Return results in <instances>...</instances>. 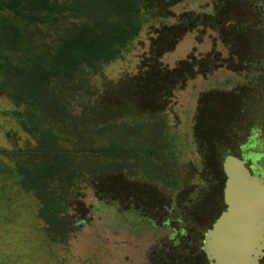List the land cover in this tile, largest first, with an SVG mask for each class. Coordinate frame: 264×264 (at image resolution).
I'll use <instances>...</instances> for the list:
<instances>
[{
	"label": "rangeland",
	"instance_id": "1",
	"mask_svg": "<svg viewBox=\"0 0 264 264\" xmlns=\"http://www.w3.org/2000/svg\"><path fill=\"white\" fill-rule=\"evenodd\" d=\"M176 1L174 16L157 25L165 31L161 37L147 25L124 57L106 68L96 108L103 118L163 110L180 141L181 188L164 191L124 176L84 186L74 207L83 218L81 228L68 244L55 245L44 236L38 200L16 176L0 173V264H151L155 250L164 261L175 258L168 264H205L198 253L191 262L176 249H165L166 238H172L171 219L184 218L191 233L214 222L224 207V160L246 156L247 129L264 124V85L255 89L257 96L255 85H249L261 83L254 64L263 63V23L258 0ZM155 37L166 50L157 68L175 72L162 79L143 66L158 62L150 57ZM15 110L8 97L0 96V150L33 142ZM11 166L0 153V167ZM146 219L157 229L145 228Z\"/></svg>",
	"mask_w": 264,
	"mask_h": 264
},
{
	"label": "trees",
	"instance_id": "2",
	"mask_svg": "<svg viewBox=\"0 0 264 264\" xmlns=\"http://www.w3.org/2000/svg\"><path fill=\"white\" fill-rule=\"evenodd\" d=\"M177 3L0 0V96L16 106L13 114L33 141L1 149L12 166L0 173L16 176L38 200L48 243L66 245L80 230L83 218L74 207L86 186L124 176L164 191L181 188L180 141L163 110L103 118L96 108L106 68L124 57L147 25L161 37L165 31L157 25L174 16ZM150 51L158 62L143 66L161 79L175 74L157 68L166 51L157 37ZM181 72H187L183 63Z\"/></svg>",
	"mask_w": 264,
	"mask_h": 264
},
{
	"label": "water",
	"instance_id": "3",
	"mask_svg": "<svg viewBox=\"0 0 264 264\" xmlns=\"http://www.w3.org/2000/svg\"><path fill=\"white\" fill-rule=\"evenodd\" d=\"M264 171V156L255 158ZM227 209L206 233L204 249L213 264H262L264 176L253 174L236 155L223 163Z\"/></svg>",
	"mask_w": 264,
	"mask_h": 264
},
{
	"label": "flooded vegetation",
	"instance_id": "4",
	"mask_svg": "<svg viewBox=\"0 0 264 264\" xmlns=\"http://www.w3.org/2000/svg\"><path fill=\"white\" fill-rule=\"evenodd\" d=\"M259 6L257 12H259L260 18L262 20L261 25L259 27L263 30L264 33V0H258ZM260 63V67H257L256 64H254L255 68V74L257 75L256 79L260 81L261 83H251L249 82V85H255L253 87V94H255V89L261 88L264 85V58H262ZM263 83V84H262ZM260 93V91H259ZM262 94V93H261ZM264 107V105H263ZM248 106H244L242 108V112L245 113ZM249 113H247L248 115ZM248 117V116H247ZM246 120V116H244V121ZM244 124H246L244 122ZM246 130V129H245ZM246 133V139L249 140L248 144L246 146H243V150H248L246 156H242L240 158L244 159L246 161V164L250 171L253 174H257L260 176H264V171L256 164L255 158L258 156H264V151H261L260 148L264 147V124L259 125L257 127L251 126L247 129ZM251 154L253 155L251 157ZM225 173V172H224ZM226 175V174H225ZM225 189V188H224ZM223 199H224V207L220 213V215L227 209V204L225 202L224 198V192H223ZM199 208V207H195ZM142 216V213H140ZM220 215L208 226V228H199V226H195L192 229V233L190 232V228L188 227L187 223L185 222L184 218L177 217L175 219H171V221H175V225L170 228L172 231L171 236L172 238H166L168 243L165 245V249H168L169 251H172V248L176 249L177 251L182 253V256L187 258L189 261H194L195 254L198 253L202 257V261L205 264H213L207 257L205 249H204V241L206 238V233L213 227L215 222L218 220ZM172 218V217H171ZM145 228H151V229H157L155 226V223L150 222L149 220H145ZM164 228V226H163ZM196 230V231H195ZM162 255V254H161ZM160 252L158 250H155L153 253V257L150 260V263L153 264H168L174 261V259H167L164 261L161 259ZM155 257V259H154ZM262 263V261H261Z\"/></svg>",
	"mask_w": 264,
	"mask_h": 264
}]
</instances>
